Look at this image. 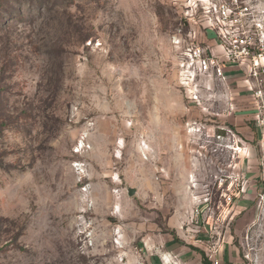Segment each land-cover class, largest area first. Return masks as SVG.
<instances>
[{"label": "rangeland", "instance_id": "1", "mask_svg": "<svg viewBox=\"0 0 264 264\" xmlns=\"http://www.w3.org/2000/svg\"><path fill=\"white\" fill-rule=\"evenodd\" d=\"M202 251L264 264V0H0V264Z\"/></svg>", "mask_w": 264, "mask_h": 264}, {"label": "built area", "instance_id": "2", "mask_svg": "<svg viewBox=\"0 0 264 264\" xmlns=\"http://www.w3.org/2000/svg\"><path fill=\"white\" fill-rule=\"evenodd\" d=\"M189 49V55L191 56L192 59V64H194L195 62L193 61H197L196 63L199 64L200 67H202V65L206 66L208 65V63H210L211 61L207 58L204 57V51L202 48L200 47H188ZM190 63V62H189ZM231 199V197H229ZM217 252V250H216ZM211 263L212 264H222L221 260L217 258V256L214 254L211 255Z\"/></svg>", "mask_w": 264, "mask_h": 264}, {"label": "crops", "instance_id": "3", "mask_svg": "<svg viewBox=\"0 0 264 264\" xmlns=\"http://www.w3.org/2000/svg\"><path fill=\"white\" fill-rule=\"evenodd\" d=\"M227 254L230 255V257H226L228 255L225 256V258H224L225 264H245V263H243V260L240 259V256L238 253H234L233 251L232 252L229 251ZM222 260H223V258H222Z\"/></svg>", "mask_w": 264, "mask_h": 264}, {"label": "water", "instance_id": "4", "mask_svg": "<svg viewBox=\"0 0 264 264\" xmlns=\"http://www.w3.org/2000/svg\"><path fill=\"white\" fill-rule=\"evenodd\" d=\"M127 191H128V194L130 195V196H132V195H134L135 193H136V191H137V189L136 188H134V187H127Z\"/></svg>", "mask_w": 264, "mask_h": 264}, {"label": "trees", "instance_id": "5", "mask_svg": "<svg viewBox=\"0 0 264 264\" xmlns=\"http://www.w3.org/2000/svg\"><path fill=\"white\" fill-rule=\"evenodd\" d=\"M202 256H203V263L204 264H212L209 258L205 255V253L202 251Z\"/></svg>", "mask_w": 264, "mask_h": 264}, {"label": "bare ground", "instance_id": "6", "mask_svg": "<svg viewBox=\"0 0 264 264\" xmlns=\"http://www.w3.org/2000/svg\"><path fill=\"white\" fill-rule=\"evenodd\" d=\"M120 145H122V141H120V143H119ZM84 144L83 143H81V147L83 146ZM121 149V148H120ZM120 154H121V150H118V155L120 156ZM119 208V207H118Z\"/></svg>", "mask_w": 264, "mask_h": 264}]
</instances>
